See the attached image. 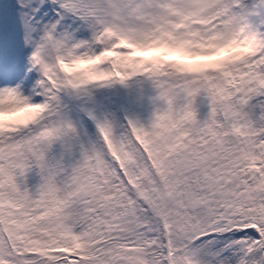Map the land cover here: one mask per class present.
Wrapping results in <instances>:
<instances>
[{"label": "snow or ice", "instance_id": "1", "mask_svg": "<svg viewBox=\"0 0 264 264\" xmlns=\"http://www.w3.org/2000/svg\"><path fill=\"white\" fill-rule=\"evenodd\" d=\"M0 264H264V0H0Z\"/></svg>", "mask_w": 264, "mask_h": 264}]
</instances>
